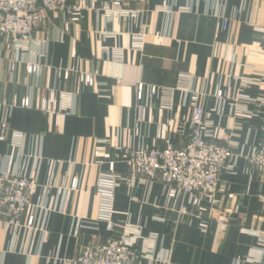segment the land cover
I'll list each match as a JSON object with an SVG mask.
<instances>
[{
  "label": "crops",
  "instance_id": "crops-1",
  "mask_svg": "<svg viewBox=\"0 0 264 264\" xmlns=\"http://www.w3.org/2000/svg\"><path fill=\"white\" fill-rule=\"evenodd\" d=\"M88 3L94 9L79 22L51 15L29 51L0 39V133L2 121L8 125L0 169L35 167L38 175L24 224L0 228V264H74L84 247L115 236L111 223L138 231L139 251L165 255L144 264L264 257V181L247 163L264 125V0H149L131 4L129 15H108L104 0ZM32 61L39 74L27 72ZM81 74L95 85L81 84ZM152 88L172 92L171 102ZM219 91L230 98L219 99ZM52 92L57 111L47 113L38 104ZM24 98L31 107L14 106ZM194 103L215 129L214 142L231 145L235 157L215 205L207 198L193 205L161 181L144 183L128 161L132 149L184 147ZM106 173L119 177L109 215L100 190ZM30 216L32 228L25 226Z\"/></svg>",
  "mask_w": 264,
  "mask_h": 264
},
{
  "label": "built area",
  "instance_id": "built-area-1",
  "mask_svg": "<svg viewBox=\"0 0 264 264\" xmlns=\"http://www.w3.org/2000/svg\"><path fill=\"white\" fill-rule=\"evenodd\" d=\"M89 0H0V39L4 36L10 38V48L15 51H29L35 42V30L42 24L50 21L51 15H64L71 22H79L85 11L94 9ZM105 11L108 15L117 12L120 15H129L130 5L133 3L146 4L149 0H104ZM70 23H66L65 30L69 31ZM134 46H143L141 39L134 41ZM18 59L12 64V70L17 67ZM29 74H39L41 65L38 62H28L26 65ZM69 78L70 73H63ZM62 75V71H59ZM81 84L93 87L95 79L91 75L81 74ZM250 85V81H245ZM144 86L137 85V97L142 98ZM152 93L162 92L171 102L172 92L167 90L151 89ZM219 99L230 98L228 94L219 91ZM23 108L32 106L28 98L20 102L15 101L14 106ZM38 107L47 113L57 111V99L54 92L48 100L43 99ZM240 114H251L242 107ZM144 116V114H143ZM190 133L187 142L182 148H175L169 142L165 147L155 149H132L128 152V161L133 175L142 178L144 183L161 181L167 186H174L185 195L190 203L199 205L205 198L213 204H218L217 196L222 191L221 177L223 173L232 171L235 167V157L231 145H220L214 142L216 131L204 120L202 105L194 103L192 115L187 120ZM8 125L1 123L0 140L7 138ZM261 140L247 157V163L254 168L264 181V125L261 128ZM14 143L20 145L22 136L13 135ZM118 176L114 173L101 175L100 190L103 196V210L111 213L113 192L118 184ZM78 181L71 183V189L77 188ZM38 188V175L34 168L18 166L15 168L0 169V228H9L16 231L24 222L28 213L31 198ZM35 224L33 216L26 220V227L32 228ZM111 231L116 233L107 242L95 241L83 248L75 258L74 264H144V260L166 261L165 255H156L154 251L145 246L142 251L137 248L140 239L139 232L127 225L111 223ZM150 247V246H149ZM250 264H264V257H252Z\"/></svg>",
  "mask_w": 264,
  "mask_h": 264
}]
</instances>
